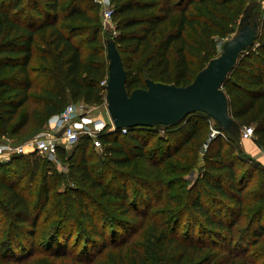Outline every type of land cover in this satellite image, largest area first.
<instances>
[{
	"label": "trees",
	"instance_id": "obj_1",
	"mask_svg": "<svg viewBox=\"0 0 264 264\" xmlns=\"http://www.w3.org/2000/svg\"><path fill=\"white\" fill-rule=\"evenodd\" d=\"M252 1L110 0L117 35L109 37L122 57L127 90L144 87L145 78L189 84L217 55L214 38L231 37ZM254 19L255 44L241 54L222 86L236 125L219 129L222 135L208 143L201 158L204 172L193 184L177 185L182 180L170 175L201 160L195 150L207 140L210 119L202 112L174 126L101 133L103 158L96 163L85 153L93 146L87 136H80L70 153L58 147L56 156L77 180L62 190L56 186L63 176L52 163L36 152L14 154L0 162V260L29 253L44 212L40 224L53 233L69 225L68 238L73 222H84V264L107 251L115 252L114 264H264V164L246 157L240 139L241 128L253 125V142L264 149V16L260 20L258 4L250 11L249 20ZM100 22L96 0H0V137L26 126L27 112L12 122L30 100L42 120L71 102L104 104L100 83L107 78V59ZM39 36L46 40L43 51L36 49ZM189 52L199 57L195 67ZM122 139L131 144V153ZM135 158L145 159V165ZM22 178L27 184L19 186ZM128 182L138 194L137 208L127 201ZM149 188L158 198L166 194L165 207L138 209L143 202L149 207ZM107 207L139 220L114 230L118 219Z\"/></svg>",
	"mask_w": 264,
	"mask_h": 264
},
{
	"label": "water",
	"instance_id": "obj_2",
	"mask_svg": "<svg viewBox=\"0 0 264 264\" xmlns=\"http://www.w3.org/2000/svg\"><path fill=\"white\" fill-rule=\"evenodd\" d=\"M258 2L253 0L245 7L236 32L222 43L220 52L210 58L185 86L145 78L144 87L128 91L127 75L116 42L113 37L105 38L107 78L104 106L115 131L174 126L194 112L206 114L221 130L236 125L222 86L241 54L255 44L259 33L258 20L250 21L249 16ZM59 135L60 132L56 133Z\"/></svg>",
	"mask_w": 264,
	"mask_h": 264
},
{
	"label": "rangeland",
	"instance_id": "obj_3",
	"mask_svg": "<svg viewBox=\"0 0 264 264\" xmlns=\"http://www.w3.org/2000/svg\"><path fill=\"white\" fill-rule=\"evenodd\" d=\"M248 1H252V0H248ZM258 1H259L258 2L259 18H260V20H262V18L264 16V0H258ZM176 14H177L176 12L172 13L169 20L166 23V27L169 28L174 24ZM100 24H101V37L104 40H105V38H107L109 36L115 37L117 35V31L115 29L116 23L114 21H112V19L110 22L106 23L105 26L103 25L102 21L100 22ZM214 41H215V51L218 54L220 52L221 45L224 42V40L215 37ZM45 43H46L45 37L39 36V43H38L36 49L38 51H43L46 48ZM86 50H87V46H83V52H85ZM83 57H85V54H83ZM188 57L195 67L199 57H197L196 55H194L190 52L188 53ZM134 65H135L134 67L139 68L138 62H136ZM30 93L31 94L33 93L32 89L30 90ZM71 104L74 106L77 113L84 116L88 121H93L95 119H103L107 123L110 121L104 104L100 105V106L87 105V104L83 103L82 101L71 102ZM37 107L38 106L36 104H34L31 100L27 101L23 106H21L18 109L12 123L17 122L19 120L20 116L24 112H27L28 116H29V120H28L26 126L22 130H20L17 134L4 135L3 137H0V142L3 141L6 143H10V144L23 143V142L31 139L33 136L37 135L38 133L42 132L43 130H45L49 125L48 120L50 117L42 120L40 115L37 113V110H36ZM251 126H253V125H251ZM160 129H161V134H162L163 129L162 128H160ZM80 136H82V135H80ZM252 141H254V139H252L250 141L248 140L249 143H252ZM122 142L124 143L125 147L131 153V144L128 143L126 139H122ZM241 142H243V141H241ZM202 143H203V139H202ZM202 143L200 142L196 146V150H195V155L199 159H201L203 157V155L206 151L203 149L204 147H203ZM186 148H188V146H186ZM71 150H72V146L67 148L68 153H70ZM77 153L78 152L76 151L73 153V155H77ZM85 153H89L91 155V157H93L94 163H96V161L98 159L102 160V158H103L102 146L101 147H95L94 145L93 146L89 145L87 147V149H85ZM178 155H180V154H178ZM245 155L247 158L250 157L251 159H254V161H258V163L264 164V157L258 158L257 155L256 156H250L247 153H245ZM147 156H149V155H147ZM39 157L45 161L52 163V165L55 167L57 173H60V175L63 176L62 180H60L56 186L57 189L62 190L67 185H68V187H74L77 184L76 179H72L69 177L68 165L66 163H63L62 161H60L57 156H39ZM134 162L139 163L140 167L145 165L144 164L145 159L135 158ZM156 162H158V161H156ZM164 163H167V161L163 160V164ZM203 165H204L203 160L197 159L196 164L190 170L182 172V173L171 174L170 177L173 176L175 178L182 180V181H179L178 182L179 184H177V185H180L183 182L186 183L187 185L193 184L196 181V179L204 172ZM99 171H100V168H98L96 173H98ZM242 171H243L242 169L239 171V175ZM255 180H256V178H253V181H255ZM38 182H39V179L37 178L36 180H34L32 182L31 186L34 187L35 185L38 184ZM251 183L252 182H250V185L248 187H250L252 185ZM26 184L27 183H26L25 178H22L21 181H19V183H18L19 186L26 185ZM127 187H128V193H129V197L127 198V201L130 203V205L132 207V208L131 207L130 208L131 209L137 208V204H136L135 200L138 199L137 198L138 194L135 193V191H133V188H134L133 183L128 182ZM172 188H174V186H172L171 189ZM150 191H151V193H150L151 203H150L149 207H146L145 202H143V206L138 208L139 210L145 209L149 212L150 210H155V209L158 210L162 207H165L163 205L162 201H163L164 196L166 194L162 193L160 198H158V194L156 193V191L153 188H151ZM107 199H111V198H107ZM157 201H158V204H157ZM107 208L118 219V223L114 224V230L119 229L118 225H121L124 221L125 222L126 221L137 222L139 220L137 217H134L130 214H127V215L119 214L114 207H107ZM43 213L44 212H42L38 218L37 233H36V236L34 238L33 247L30 249L29 253L25 257H23L19 260H15V261L13 259H11V260H8V259L0 260V264H84V262H85L84 260H86V259L84 258L85 256L81 255V247L84 245L83 244V241H84L83 237L86 234L85 233V231H86L85 227L86 226L84 225V222H82V221L73 222L71 230H70L71 235H69L70 237L68 238L67 234H68V226L69 225L64 226L58 232L56 231L55 233H53L49 230L48 224H42V225L40 224V221L43 218ZM186 218L187 217L183 218V222L186 220ZM102 221L103 220H101V222ZM98 223H100V221ZM134 225L135 226H131L132 229H135L136 223ZM180 229H182V228H180ZM108 233H109V230L107 228L106 235H108ZM79 237H81V238H79ZM131 239H132V237H131ZM59 242H63V243L65 242L66 244L64 245L63 243H59ZM114 256H115L114 251H111V252L107 251V254H104V255H102V254H100L98 256L92 255L91 258L88 260L89 261L88 264H114L113 263V261H114L113 257Z\"/></svg>",
	"mask_w": 264,
	"mask_h": 264
},
{
	"label": "built area",
	"instance_id": "obj_4",
	"mask_svg": "<svg viewBox=\"0 0 264 264\" xmlns=\"http://www.w3.org/2000/svg\"><path fill=\"white\" fill-rule=\"evenodd\" d=\"M100 9V18L105 26L111 21L112 4L110 0H96ZM102 86L106 84V79L101 81ZM48 127L31 139L19 143L10 144L0 142V162L8 161L14 154H24L36 152L39 156H56L58 147L67 149L72 146L80 137L87 136L95 147H101L98 139L101 133H113L115 129L111 122L103 119L88 121L84 116L77 113L74 106L69 103L60 112L50 116ZM122 134L127 132L126 128L119 130ZM60 132L59 136L56 133ZM253 126L244 125L240 131L241 141L251 140L253 137ZM222 132L214 126L213 120L209 119V134L203 149L206 150L208 143Z\"/></svg>",
	"mask_w": 264,
	"mask_h": 264
},
{
	"label": "crops",
	"instance_id": "obj_5",
	"mask_svg": "<svg viewBox=\"0 0 264 264\" xmlns=\"http://www.w3.org/2000/svg\"><path fill=\"white\" fill-rule=\"evenodd\" d=\"M252 140V139H251ZM250 141V140H249ZM242 149L245 153L250 156H256L258 158L264 157V150L258 147L253 141L249 143L248 140L242 142Z\"/></svg>",
	"mask_w": 264,
	"mask_h": 264
}]
</instances>
